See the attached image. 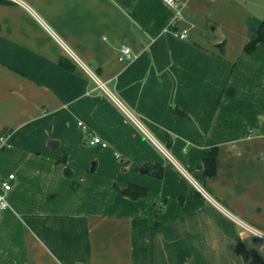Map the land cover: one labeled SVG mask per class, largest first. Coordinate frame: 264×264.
<instances>
[{"label": "crops", "instance_id": "1", "mask_svg": "<svg viewBox=\"0 0 264 264\" xmlns=\"http://www.w3.org/2000/svg\"><path fill=\"white\" fill-rule=\"evenodd\" d=\"M177 1L0 0V264H264V0Z\"/></svg>", "mask_w": 264, "mask_h": 264}, {"label": "built area", "instance_id": "2", "mask_svg": "<svg viewBox=\"0 0 264 264\" xmlns=\"http://www.w3.org/2000/svg\"><path fill=\"white\" fill-rule=\"evenodd\" d=\"M165 1H166V4L169 7L174 8L176 10L179 9V3H178L177 0H165ZM177 18L178 19L180 18V13H178ZM179 37L181 39L187 38V32L184 31L182 34L179 35ZM131 59H132L131 49L128 48V47L123 48V50H122V56L120 57V61L126 62V61H130ZM79 125L81 127H84L85 131L87 132V134H88V145L90 147H97V146H100V147H103V148H107L108 147L107 143L102 138H100L98 136H95L94 134L90 133L87 130L86 126L83 123H80ZM0 142L2 144H5L6 143V137H5V135L0 136ZM160 150L167 156L166 151L162 150L161 148H160ZM184 174L186 175L187 178L189 177L186 172H184ZM14 180H15V176L14 175H11V176H9L8 180L5 181V182H3V184H2V192L0 193V211H6V210L9 209V204H8V201H7V198H6V194L9 193L12 190L11 183ZM197 190L199 191L200 194H202L206 198L212 200V198L209 196V194L203 188L197 186ZM212 202H214V201L212 200ZM232 219L238 225H240L241 227H243L244 229H246L248 232H250V233L256 235L257 237H259L260 239L264 240V235L263 234H260L258 232H255V230H253L250 227L244 225L241 221L235 219L234 217H232Z\"/></svg>", "mask_w": 264, "mask_h": 264}, {"label": "trees", "instance_id": "3", "mask_svg": "<svg viewBox=\"0 0 264 264\" xmlns=\"http://www.w3.org/2000/svg\"><path fill=\"white\" fill-rule=\"evenodd\" d=\"M264 43V20L262 21L260 27L257 30V33L255 36L252 38V40L246 45L244 54H252L256 51L257 47ZM176 113L178 115H182V111L180 109H177ZM186 114L183 113V116ZM217 155H218V148L214 147L211 149L209 155L204 159L203 166L202 168L205 171V176L206 177H214L216 175V170H217ZM157 168V167H155ZM162 168H158L154 172V176L157 178L162 177ZM124 195L126 197H129L131 199H139L142 198L146 195V190L142 187L139 186H134L131 185L127 189L123 191Z\"/></svg>", "mask_w": 264, "mask_h": 264}, {"label": "rangeland", "instance_id": "4", "mask_svg": "<svg viewBox=\"0 0 264 264\" xmlns=\"http://www.w3.org/2000/svg\"><path fill=\"white\" fill-rule=\"evenodd\" d=\"M243 228V227H242ZM246 231V230H245Z\"/></svg>", "mask_w": 264, "mask_h": 264}, {"label": "water", "instance_id": "5", "mask_svg": "<svg viewBox=\"0 0 264 264\" xmlns=\"http://www.w3.org/2000/svg\"><path fill=\"white\" fill-rule=\"evenodd\" d=\"M257 33V32H256ZM147 171V170H146Z\"/></svg>", "mask_w": 264, "mask_h": 264}]
</instances>
